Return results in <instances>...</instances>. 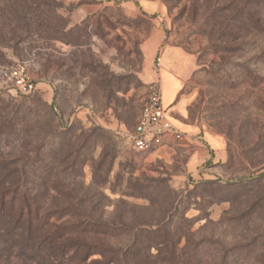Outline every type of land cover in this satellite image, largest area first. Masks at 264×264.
Instances as JSON below:
<instances>
[{"label":"rangeland","instance_id":"obj_1","mask_svg":"<svg viewBox=\"0 0 264 264\" xmlns=\"http://www.w3.org/2000/svg\"><path fill=\"white\" fill-rule=\"evenodd\" d=\"M15 65L35 92L2 77ZM165 76L193 162L127 140ZM0 165L39 214L163 224L143 239L164 264H264V0H0Z\"/></svg>","mask_w":264,"mask_h":264},{"label":"trees","instance_id":"obj_2","mask_svg":"<svg viewBox=\"0 0 264 264\" xmlns=\"http://www.w3.org/2000/svg\"><path fill=\"white\" fill-rule=\"evenodd\" d=\"M4 160L7 167L19 163L18 158ZM9 168L7 176L29 174L25 168ZM23 188L20 182L0 184V264H164V242L154 245L143 239L160 232L163 224L130 227L87 213L42 215L33 211L40 206L34 197L20 199ZM121 236L129 237L126 245H117ZM154 246L156 254L151 251Z\"/></svg>","mask_w":264,"mask_h":264},{"label":"built area","instance_id":"obj_3","mask_svg":"<svg viewBox=\"0 0 264 264\" xmlns=\"http://www.w3.org/2000/svg\"><path fill=\"white\" fill-rule=\"evenodd\" d=\"M154 63L159 72L162 67V52L156 55ZM1 75L22 94H31L37 89L35 79L24 66L3 67ZM127 140L131 148L140 155L158 151L165 144L181 145L188 140L187 134L177 128L168 116L160 79L149 84L137 123L129 132Z\"/></svg>","mask_w":264,"mask_h":264},{"label":"crops","instance_id":"obj_4","mask_svg":"<svg viewBox=\"0 0 264 264\" xmlns=\"http://www.w3.org/2000/svg\"><path fill=\"white\" fill-rule=\"evenodd\" d=\"M162 57H163V52H162ZM164 83H165V86L163 87V103H164V105H165V107L167 108V110H168V116L170 117V119L174 122V124H175V126L177 127V128H179L181 131H183L184 133H186L187 134V136H188V140H187V142H185L183 145H185V147L186 148H188V149H191V150H194V152L192 153V155H191V162H193L194 160H197L198 159V157L200 156V153H201V151L199 150L200 148H199V146H200V144L202 143L201 142V137H198V138H196V139H192L191 138V136L187 133V131H185L184 129H182L177 123H176V120H175V118H174V116L172 115V111H171V108H169V105H168V103H169V98H170V96H171V92H170V86H169V82H168V80H167V77L165 76V78H164ZM167 103V104H166ZM140 114V113H139ZM138 117H139V115H138ZM137 120H138V118H137ZM137 123V122H136ZM136 125V124H135ZM199 138H200V140H199ZM176 146H180V145H175V146H173V145H168V144H165L163 147H161L159 150H161V149H165V148H172V147H176ZM131 147V146H130ZM198 149V150H197ZM158 150V151H159Z\"/></svg>","mask_w":264,"mask_h":264}]
</instances>
